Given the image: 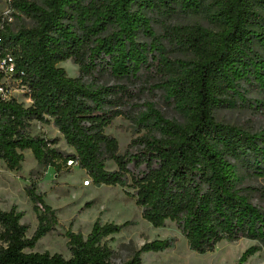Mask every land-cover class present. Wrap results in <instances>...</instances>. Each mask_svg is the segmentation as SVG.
Instances as JSON below:
<instances>
[{"label": "trees", "instance_id": "1", "mask_svg": "<svg viewBox=\"0 0 264 264\" xmlns=\"http://www.w3.org/2000/svg\"><path fill=\"white\" fill-rule=\"evenodd\" d=\"M9 7L12 16L34 21L17 30L9 21L0 25V58H11L10 79L31 103L0 95V161L20 170L29 149L39 167L54 168L56 176L77 165L95 185L130 187L143 218L154 227L173 221L193 251H213L223 240H255L236 263L247 264L264 247V205L241 190L236 169L264 176V133L219 121L215 109L224 96L240 94L239 82H254L264 94V0H9ZM204 14L220 29L192 22ZM165 46L190 56L165 58ZM69 59L79 76L58 65ZM6 76L0 70V83ZM105 76L116 82H86ZM153 86L166 87L188 121L181 126L152 109L142 117L147 131L121 153L106 128ZM34 120L55 126L74 151L57 146L58 137L32 133ZM108 161L116 168L108 169ZM26 193L37 228L28 237L24 212L0 207V264H142V253L176 241H146L117 262L108 237L130 222L97 219L86 237L67 230L69 258L32 251L59 219L37 180Z\"/></svg>", "mask_w": 264, "mask_h": 264}, {"label": "rangeland", "instance_id": "2", "mask_svg": "<svg viewBox=\"0 0 264 264\" xmlns=\"http://www.w3.org/2000/svg\"><path fill=\"white\" fill-rule=\"evenodd\" d=\"M44 4V0H37ZM11 8L7 0H0V14H8L12 21L0 19V25L9 21L10 28L17 30L21 26H32V18H18L11 15ZM192 22L200 23L207 29L216 31L221 23L207 14L194 17ZM165 58H185L190 53L178 48L165 46L162 50ZM63 67L71 77L80 74L79 66L71 59L58 64ZM171 80L173 77L168 76ZM160 79L154 81L159 83ZM89 84L115 83L108 76L86 78ZM8 96L15 97L26 106L31 100L25 91L18 86L17 81L8 80ZM164 85V84H161ZM147 89L149 92L142 95L137 101L131 102L125 113L116 117L113 123L106 128V133L114 136L118 143L120 152L124 153L131 141L147 131L143 125L147 114L153 109L160 112L167 119L184 126L188 121L187 112L177 102L170 99L166 87ZM239 93L223 97L224 103L215 109L216 118L219 121L240 126L246 130L264 133V94H260L254 82H239ZM259 102L258 104H255ZM156 118H151L149 123L154 124ZM147 123V121H146ZM32 133L44 135L49 138L58 137L57 146L72 152L58 129L52 124L42 123L34 120L32 122ZM25 159L20 170L9 169L3 161H0V207L9 210L13 205L24 212L21 220L27 224L29 229L27 236L31 237L38 224L37 215L33 209V203L26 193V187L32 180L38 181L39 192L44 194V199L56 210L59 224L56 229L40 239L32 251L61 253L69 258L71 251L68 246L67 230L82 233L85 237L90 233L95 221L100 219L102 223L115 222L122 224L130 222L123 227L119 233L108 237L109 245L116 250L115 260L122 262L128 260L133 253L146 241L157 238H176L172 247L158 252L142 253V264H236L241 254L250 246L256 244L255 240L241 238L237 241L223 240L219 242L213 251L198 253L189 248L187 240L182 235L173 221L167 220L162 227H154L142 216L139 208L129 192L130 187L121 185H95L91 182L86 172L73 165L66 167L63 173L56 176L52 167L46 170L39 167L31 150H25ZM71 164V163H69ZM108 169L116 168L113 161L106 164ZM237 182L241 190L247 194L252 201L264 205V176H254L238 166ZM90 180L88 184L86 181ZM1 244V241H0ZM30 251V250H28ZM247 264H264V247L250 256Z\"/></svg>", "mask_w": 264, "mask_h": 264}, {"label": "built area", "instance_id": "3", "mask_svg": "<svg viewBox=\"0 0 264 264\" xmlns=\"http://www.w3.org/2000/svg\"><path fill=\"white\" fill-rule=\"evenodd\" d=\"M9 2V0H7ZM0 19H8L12 21V18L8 17V14H4L3 16L0 14ZM11 58L8 60L6 58H0V70L4 71L6 73V77L3 79V81L0 83V95H3L5 97H8L7 92H8V80L11 81L10 75L14 71V66L11 63H8ZM71 163V161L69 162ZM88 184L90 183V180L86 181Z\"/></svg>", "mask_w": 264, "mask_h": 264}]
</instances>
